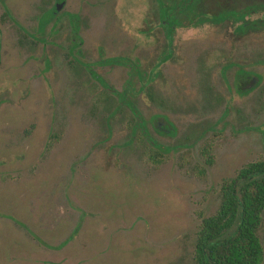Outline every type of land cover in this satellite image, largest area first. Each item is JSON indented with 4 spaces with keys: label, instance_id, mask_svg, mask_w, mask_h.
Instances as JSON below:
<instances>
[{
    "label": "rangeland",
    "instance_id": "374dc122",
    "mask_svg": "<svg viewBox=\"0 0 264 264\" xmlns=\"http://www.w3.org/2000/svg\"><path fill=\"white\" fill-rule=\"evenodd\" d=\"M55 2L0 0V264H194L220 185L264 159V0H208L171 50L149 0H64L42 23ZM67 14L74 56L132 90L107 120L104 87L70 65ZM154 116L175 138L212 128L175 148ZM142 141L163 145L155 159ZM258 236L264 264V211Z\"/></svg>",
    "mask_w": 264,
    "mask_h": 264
},
{
    "label": "trees",
    "instance_id": "16d2710c",
    "mask_svg": "<svg viewBox=\"0 0 264 264\" xmlns=\"http://www.w3.org/2000/svg\"><path fill=\"white\" fill-rule=\"evenodd\" d=\"M48 10L52 11L50 8ZM101 84L104 85L103 82ZM209 91L206 89L205 97L217 100ZM259 95L262 101L260 107H264V87ZM112 100V97H104V108L108 111L106 120L123 108V98L119 103ZM136 117L140 119L135 110L131 119L133 130L139 124ZM198 128L201 129L195 126L190 136L184 137L194 140L199 133ZM141 143L151 159H155L153 156H158L159 150L163 148L159 144L152 147L145 141ZM180 145L173 146L177 148ZM151 151L153 156H150ZM207 153L208 149L203 147L201 155L206 157ZM219 193L221 201L216 212L203 218L197 231L193 249L194 264H261L263 247L258 232L264 211V159L246 164L233 179L220 185Z\"/></svg>",
    "mask_w": 264,
    "mask_h": 264
},
{
    "label": "flooded vegetation",
    "instance_id": "af4514ba",
    "mask_svg": "<svg viewBox=\"0 0 264 264\" xmlns=\"http://www.w3.org/2000/svg\"><path fill=\"white\" fill-rule=\"evenodd\" d=\"M64 0H56L55 4V11L53 12V15L44 17L43 15L46 12V9L43 10L42 15L40 17V21L42 23H45L49 21L50 19L54 18L55 13H58L59 10H57V4L63 2ZM149 7L147 8V14L150 16L152 14V9L154 8V13H156V19H157V24H160V28L163 32V37L165 39L166 43V48L168 50L173 49V38L175 33L177 32L178 29L180 28H195L197 26H200L202 23H195V21L192 19L193 17L196 16L197 12L200 10V8H206L209 7L208 0H149ZM153 4V5H152ZM152 8V9H151ZM53 9V6L50 8ZM200 14V13H198ZM206 17L207 15L204 14ZM151 18V17H150ZM188 18V19H186ZM67 19H68V25H70V40L67 42L66 49H67V54L71 55L70 59V65L71 67H75L76 65H73V62H77L76 68L83 70H86L90 77L95 79L98 83L101 84V82L104 83L101 84L104 89L106 90V93L108 97H114L116 95H121L123 97H128L129 95L132 94V90L128 89L126 91H122V93L118 94L114 88H112L109 84H107L104 79L96 73L93 69L90 68V66L86 63L80 62L77 57L74 56V54L79 55V45L82 43V39L79 36L78 28H79V17L76 14H67ZM150 31V29H148ZM77 52V53H76ZM170 54V52L168 53ZM168 56L164 57L162 61H165V59ZM168 59V58H167ZM74 60V61H73ZM116 63V62H115ZM118 64V63H116ZM240 72V73H239ZM238 72V75L235 77V79L238 81L237 87H240L249 81V75L247 72L241 70ZM149 91V89H148ZM213 90H210L209 92L212 93ZM206 92V91H205ZM204 92V93H205ZM110 95V96H109ZM150 125L151 128L158 132L159 134H164L166 136H169L170 138H175L176 135V127L173 125L171 122L165 120L164 118L161 119L157 116H154L150 120ZM199 133H197V138L194 140H190L191 138H186V137H177L175 138L178 143L176 144H193L196 140L199 139V137L204 134L205 129L207 127H202L199 125ZM212 128V127H211ZM210 128V129H211ZM143 131H145V127H142ZM204 129L201 133L200 131ZM193 129L189 130V136L191 134ZM157 140V139H156ZM160 143V142H159ZM158 141H153V144H159Z\"/></svg>",
    "mask_w": 264,
    "mask_h": 264
},
{
    "label": "water",
    "instance_id": "95a60500",
    "mask_svg": "<svg viewBox=\"0 0 264 264\" xmlns=\"http://www.w3.org/2000/svg\"><path fill=\"white\" fill-rule=\"evenodd\" d=\"M57 10H59V5L57 4Z\"/></svg>",
    "mask_w": 264,
    "mask_h": 264
}]
</instances>
